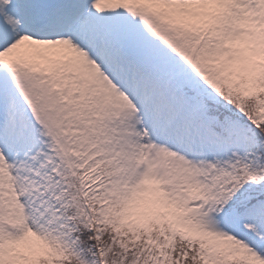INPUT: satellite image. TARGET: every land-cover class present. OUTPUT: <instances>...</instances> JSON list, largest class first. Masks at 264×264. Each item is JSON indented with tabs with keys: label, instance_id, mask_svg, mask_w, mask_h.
Segmentation results:
<instances>
[{
	"label": "rangeland",
	"instance_id": "374dc122",
	"mask_svg": "<svg viewBox=\"0 0 264 264\" xmlns=\"http://www.w3.org/2000/svg\"><path fill=\"white\" fill-rule=\"evenodd\" d=\"M32 1L45 0H0L6 23L22 28L18 41L43 45L73 33L111 60L86 67L92 53L76 56L78 75L54 57H43L51 72L34 54L0 57V127L10 120L23 139L20 150L0 133L9 155L21 157L8 163L0 146L7 179H0V264L64 259L78 245L74 217L96 236L110 232L130 243L153 239L156 230L153 243L161 247L143 264H169L174 232L197 241V264H264V131L240 111L251 98L254 120L264 124V61L257 59L264 55V1L234 0L233 13L247 24L223 28L230 11L217 7L188 20L134 0H67L41 30L35 26L47 14L33 6L28 14ZM113 72L138 104L111 88ZM98 81L123 102L107 106ZM217 106L225 109L220 117L210 114ZM152 125L172 140L150 138ZM65 187L75 195L62 196ZM113 190L124 202L108 199ZM216 246L225 250L215 253Z\"/></svg>",
	"mask_w": 264,
	"mask_h": 264
},
{
	"label": "bare ground",
	"instance_id": "6f19581e",
	"mask_svg": "<svg viewBox=\"0 0 264 264\" xmlns=\"http://www.w3.org/2000/svg\"><path fill=\"white\" fill-rule=\"evenodd\" d=\"M2 1H5V0H2ZM134 1L140 4L141 8L143 6H146L147 8H150L151 10L159 11L166 16H169L172 18L173 17L174 18H186L188 20L190 19L192 14H197L200 17H205V16L208 17L212 15L213 12H215L216 7H217L219 11L221 9L230 11L229 12L230 16L228 20L222 22L223 28L225 27V24L226 25L228 24L229 27L232 26V24H234V26L236 24L237 26H240V25L243 26L247 24L244 17H242L241 19H237L236 15L233 13L232 9L236 3L234 0H134ZM241 1L243 0H240V3ZM66 4H67V0H58V1L57 0L55 1L45 0V1H37V2L32 1L30 2V6L27 7V9L29 11L28 14L30 15H32L31 12L33 13V11L30 10L32 6L34 7L33 10L38 13V16L40 14L41 15L47 14L43 19L47 20L45 22V25L47 24L46 26H48L49 25L48 16L50 12H53L55 8L62 7L63 5H66ZM240 7H241V4H240ZM250 19H252L251 24L256 26L257 25L256 23L258 21L254 22L255 18L252 16L250 17ZM19 29H22V28L15 26V28L12 29L10 25L6 23L3 13H0V57L1 58L5 59L6 57H17V55L24 56V55L34 54V56L35 57L37 56L39 59V63H40V65L38 64L39 68L41 70L49 69V71L51 72V70H53V67L50 65L49 67L52 68L50 69L43 62V57L45 58L54 57L56 58V60L60 61V64H62L63 67H65V64H64L65 62H70V64H73L74 67L78 69L77 71L78 75H83L82 73L84 72L83 70H81L83 69V65H80L74 62L76 56H81V55L85 56L87 53H92V56L88 58L87 62H85L86 67L100 68L102 65L107 64L108 63L107 61L111 60L109 58L111 54L109 51L107 52L103 48L94 49L92 45L82 42L80 38L76 36V34L75 35L73 33L70 35L68 34L70 39H67V36L62 35L61 37L63 38H58L57 40H53L55 39V35L49 36L51 37V40L53 41L50 40L48 42H44L43 45L38 44V42H35V41H27L26 43L23 44L20 41H18L19 36H20L19 34L21 32ZM63 40H67V41H63ZM70 41L72 45L69 44ZM49 42H52V44L50 45ZM68 46H72L71 49H74L75 53H73L72 50L68 48ZM111 49L113 48L110 47V51H112ZM34 51H37L39 53H35ZM36 54H39V55H36ZM259 54H261V52ZM240 55L243 56L244 53L241 52ZM119 57H120V54H119ZM257 59L264 61V55L261 54ZM114 64H118V63L115 62ZM105 68H106L105 70L108 71L107 73H111L108 70V67L105 66ZM110 78L112 80L111 82L112 84L111 85L109 84L111 88H113L114 90H117L115 88V85H117V87H119V90L120 89L123 90L122 93L124 95L122 93H119L117 94L118 96H116V93H114V91L112 92L106 91L107 85L105 83L100 82V81L96 82L97 86L100 87L101 90H103V92L107 93V98H108L107 103H106L108 104L107 106L113 107L114 104L116 105L115 102L122 103L123 102L122 95L125 96L126 101H129L128 103L131 102V103L138 104L140 102V100L138 99L139 97H137L136 94L132 90L127 89V88L124 89L123 84L121 82V76L119 73L113 72ZM119 90L118 92H120ZM4 127H6V129ZM0 133H3L6 137L10 136L11 139L14 140V142L19 144V148L20 150H22L21 148L23 145V139H21L20 135L18 134L16 126L13 122L9 120L8 122H6L4 126L0 127ZM147 133L149 134L150 138H152L153 140H158L161 143H165V142L169 143V141L172 140V138L168 137L169 133L167 135L166 131L163 130V128L160 126L158 127V126L152 125L150 128H148ZM0 140H1L0 146L4 147L3 148L4 150H2V153H3V156L8 159L7 162L11 163L10 161H12L13 159H19L21 161V157L18 154L19 152H15L12 158L11 155H9V151L7 148L8 145L6 141L4 139H0ZM11 169L13 170L15 169L14 171L16 172V175L21 174L20 172L16 171L17 169L14 166ZM0 179L7 180L6 174H4L3 170H0ZM122 196H123L122 193L118 192L117 190H113L109 194L108 199H110L113 204H117L120 202L122 203L124 202V197ZM223 249H224L223 247L216 246L212 250L215 253H219V251H222Z\"/></svg>",
	"mask_w": 264,
	"mask_h": 264
},
{
	"label": "trees",
	"instance_id": "16d2710c",
	"mask_svg": "<svg viewBox=\"0 0 264 264\" xmlns=\"http://www.w3.org/2000/svg\"><path fill=\"white\" fill-rule=\"evenodd\" d=\"M252 101L250 98L249 101H245L244 107L240 108L241 118L251 125H255L263 134L264 124H257V120H254L256 119L257 109L255 103ZM207 108L209 109L210 107L207 106ZM230 108H232L231 112H234L233 114L239 111V108L234 106V103L231 104ZM219 109L217 106L215 109L210 110V113L221 116L222 112H225V109ZM58 189L60 188L56 190L59 191ZM63 190L62 196L75 195V187H65ZM70 210L72 213L79 212L76 206L70 208ZM73 222L75 227L71 228L70 231L78 240V245L75 248H66L64 259H56L43 264H143L147 258H154L161 247L159 243H153L154 237H156V230L151 232L153 239L141 236L137 238V242H135V239H132V243H130L111 235L110 232H104L96 236V232L91 230L92 228L86 225L85 221L78 220L77 217H74ZM173 235L174 241L169 244L167 250L171 255L169 257L171 260H168L169 264H197L193 258L197 248V241L184 239L177 232H174Z\"/></svg>",
	"mask_w": 264,
	"mask_h": 264
}]
</instances>
